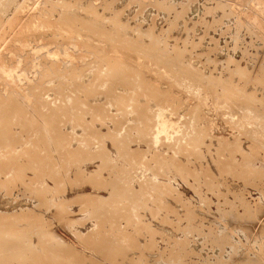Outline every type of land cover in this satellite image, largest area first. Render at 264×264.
<instances>
[{
  "label": "rangeland",
  "instance_id": "rangeland-1",
  "mask_svg": "<svg viewBox=\"0 0 264 264\" xmlns=\"http://www.w3.org/2000/svg\"><path fill=\"white\" fill-rule=\"evenodd\" d=\"M263 61L264 0H0V264H264Z\"/></svg>",
  "mask_w": 264,
  "mask_h": 264
},
{
  "label": "bare ground",
  "instance_id": "bare-ground-1",
  "mask_svg": "<svg viewBox=\"0 0 264 264\" xmlns=\"http://www.w3.org/2000/svg\"><path fill=\"white\" fill-rule=\"evenodd\" d=\"M157 2V1H156ZM160 4V3H159ZM5 5V4H4ZM219 6V5H218ZM224 6V5H223ZM222 7V6H221ZM221 11V10H220ZM223 13V12H222ZM210 14V13H209ZM239 22V21H238ZM222 25V24H221ZM234 27V26H233ZM241 27V26H240ZM240 31V30H239ZM235 33V32H234ZM238 34V33H237ZM235 35V34H234ZM235 42V41H234ZM139 56V55H138ZM264 62V61H263ZM117 67V66H116ZM121 67V66H120ZM117 70V69H116ZM122 71V70H121ZM250 93V92H249ZM248 95V94H247ZM244 99V98H243ZM242 100V99H241ZM239 104V103H238ZM231 105V104H230ZM240 107V105H239ZM253 107V106H252ZM241 111V110H240ZM140 121V120H139ZM254 136V135H253ZM242 183V182H241Z\"/></svg>",
  "mask_w": 264,
  "mask_h": 264
}]
</instances>
